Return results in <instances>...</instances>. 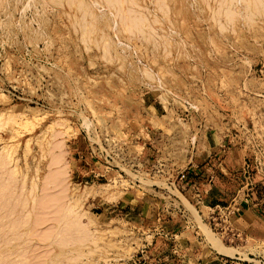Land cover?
<instances>
[{"label":"rangeland","instance_id":"obj_1","mask_svg":"<svg viewBox=\"0 0 264 264\" xmlns=\"http://www.w3.org/2000/svg\"><path fill=\"white\" fill-rule=\"evenodd\" d=\"M0 113V264H160L136 200L264 255L208 219L243 161L264 179V0H0ZM218 154L241 180L210 205Z\"/></svg>","mask_w":264,"mask_h":264},{"label":"crops","instance_id":"obj_2","mask_svg":"<svg viewBox=\"0 0 264 264\" xmlns=\"http://www.w3.org/2000/svg\"><path fill=\"white\" fill-rule=\"evenodd\" d=\"M231 153L237 156L238 150L234 148ZM234 155L231 154L230 158L226 160V158L222 159L221 155L218 154L213 156L212 159L206 160L205 163H201L199 171L202 174L200 177H197L194 167H188L185 177L187 183L190 180L199 178L197 183L205 191L211 188L208 190L209 196L215 198L214 200L216 201L209 203L210 205L216 203L223 204L222 199H220L223 195L220 185L224 178L227 179L228 183H233L232 185L236 181L241 180L239 165L235 163L237 157ZM257 182L258 184L250 203L242 204L238 214L232 217V221L233 225L246 238L254 237L256 239H264V183L261 181ZM233 192L234 187H232L230 195ZM230 195L228 194L223 200H227ZM142 204L140 200H136L132 204L129 201L123 202V209L125 208V213L131 214L134 212V215H139L141 218L144 215H152L153 223L159 225L158 227H156L157 225L154 226L155 233H153V239L151 241V251L149 250L153 254V258L158 260L157 262L160 264H226L223 256L225 254L217 251L208 243H205L202 234L193 230L194 226L189 227L185 225L181 217L183 215H179L174 208L173 211H175V214L171 213L170 216L167 214L158 215L159 213L155 208L153 209L154 212L149 214L150 212L146 213ZM190 231L191 234L188 235ZM237 247L240 248V245Z\"/></svg>","mask_w":264,"mask_h":264},{"label":"built area","instance_id":"obj_3","mask_svg":"<svg viewBox=\"0 0 264 264\" xmlns=\"http://www.w3.org/2000/svg\"><path fill=\"white\" fill-rule=\"evenodd\" d=\"M250 160L243 161L242 173L244 185L237 190L230 201L223 206L216 205L209 213V225L225 238V242L235 247L242 245L247 240L245 235L239 231L232 221V217L238 214L242 204H249L258 182L253 181ZM254 166L258 169L264 168V162L254 158ZM264 183V179L260 180ZM142 252V251H141ZM226 264H264L263 254L247 253L246 258L235 253L234 256L223 255Z\"/></svg>","mask_w":264,"mask_h":264},{"label":"bare ground","instance_id":"obj_4","mask_svg":"<svg viewBox=\"0 0 264 264\" xmlns=\"http://www.w3.org/2000/svg\"><path fill=\"white\" fill-rule=\"evenodd\" d=\"M25 1H26V0H25ZM0 114L2 115V113H0ZM8 114H9V113H8ZM3 115H4V114H3ZM3 115H2V116H3ZM5 116H6V115H5ZM8 116H9V115H8ZM0 118H1V117H0ZM1 120H2V118H1ZM0 122H2V121H0ZM3 122H4V120H3ZM19 127H20V126H19ZM61 172H62V171H61ZM56 177H57V176H56ZM56 177H55V178H56ZM57 178L60 179L59 177H57ZM61 178H62V177H61ZM58 181H59V180H58ZM61 181H62V180H61ZM50 182H51V181H50ZM59 184H60V186H61V185L63 186V183H62V182H59ZM65 186H66V185H65ZM61 193H62V192H61ZM65 198H66V197H65ZM63 200H64V199H63ZM63 202H64V201H63ZM67 205H68V204H66V206H67ZM70 205L73 206V204H70ZM70 205H69V206H70ZM71 206H70V207H71ZM75 206H76V205H75ZM67 207H68V206H67ZM65 208H66V207H65ZM76 208H77V207H76ZM67 209L69 210V208H67ZM67 209H66V210H67ZM72 209H73V208H71V210H72ZM68 210H67V211H68ZM71 210H70V211H71ZM64 211H65V210H64ZM67 211H66V212H67ZM70 211H69V212H70ZM72 211H73V210H72ZM70 213H71V212H70ZM75 213H76V212H75ZM75 213H73V214H75ZM77 215H78V214H76V216H77ZM76 216H75V217H76ZM73 217H74V216H73ZM75 219H76V218H75ZM78 219H79V218H78ZM78 219H76V220H78ZM78 221H79V220H78ZM80 222H81V221H80ZM82 227H83V223H82ZM75 228H76V227H75ZM75 228H74V229H75ZM79 229H80V227H79ZM75 232H76V231H75ZM218 246H219V245H218ZM221 247H223V246H221ZM216 248H217V247H216ZM219 248H220V247H219ZM228 248H229V247H228ZM228 248H227L226 246L223 247V248H222V252L225 251V250L223 251V249H227L226 251H228ZM229 249H230V248H229Z\"/></svg>","mask_w":264,"mask_h":264}]
</instances>
